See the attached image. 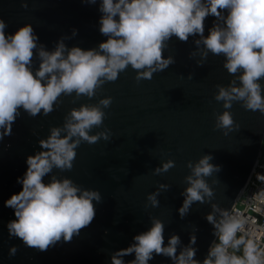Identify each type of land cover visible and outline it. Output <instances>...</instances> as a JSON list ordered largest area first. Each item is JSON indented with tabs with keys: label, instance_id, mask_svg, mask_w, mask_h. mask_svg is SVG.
<instances>
[{
	"label": "clouds",
	"instance_id": "obj_1",
	"mask_svg": "<svg viewBox=\"0 0 264 264\" xmlns=\"http://www.w3.org/2000/svg\"><path fill=\"white\" fill-rule=\"evenodd\" d=\"M82 2L94 5L97 0ZM21 7L27 9L26 0H21ZM99 11V31L107 39L88 50L69 48L65 43L71 39L68 36L60 37L53 50H46L44 44L38 43L31 24L6 34L8 25L0 18V141L12 134L21 109L34 118L53 112L54 106L63 103L62 96L74 93L72 103L83 96L91 99L105 83L115 82L128 66L136 71L137 83L151 80L154 73L176 62L172 55L164 56L172 37L185 43L189 37H199L193 40L195 49L189 53L190 59L199 57L197 66H203L210 53L224 57L223 68L232 79L227 85L215 86L218 91L214 99L222 102L225 109L214 112L215 130L225 136L239 130L229 111L234 102L264 115V0H101ZM209 16L215 20L206 36L205 20ZM76 34L73 29L72 36ZM34 61H39L38 67H34ZM111 104L112 97L108 96L96 104L70 109L63 125L50 127L47 138L38 141L42 150L27 157V170L22 179H17L22 190L4 202L16 217L7 223L10 238L21 239L25 247L46 251L62 238L71 241L81 229L90 226L96 215L93 201L101 202L100 192L70 178L58 177L54 169L71 171L76 149L82 143L110 141V129L90 133L103 125L104 109ZM212 159L211 154H205L195 162H187L189 174L183 181L187 186L181 192L184 199L178 209L183 219L195 203L211 207L205 219L213 226L216 239L203 261L195 259L194 226L187 245L177 234H172L165 245L164 222L149 215L151 227L135 235L129 247L112 253L111 264H125L123 257L132 254L135 258L127 264H149L154 255L167 257L172 264H264V243L248 227L249 218L234 212L233 206L229 210L212 202L215 189L207 178L221 170L219 165L210 163ZM173 167L175 161L168 159L152 173L161 175ZM255 175L257 181L264 183V175ZM219 182L213 179L211 184ZM170 187L158 184L155 191L147 194L145 208H158V197ZM255 198L264 203V188L258 190ZM17 252V246L10 247L9 257Z\"/></svg>",
	"mask_w": 264,
	"mask_h": 264
},
{
	"label": "water",
	"instance_id": "obj_2",
	"mask_svg": "<svg viewBox=\"0 0 264 264\" xmlns=\"http://www.w3.org/2000/svg\"><path fill=\"white\" fill-rule=\"evenodd\" d=\"M26 2L27 9L21 7V0H0V18L8 25L6 34L31 24L38 43L49 51L62 36L71 37L65 40L69 48L77 46L85 50L98 47L107 39L99 31L101 0L94 5L82 0ZM214 20L212 16L206 18V36ZM73 29L77 32L75 36ZM196 38L199 37H189L185 43L172 37L164 56L172 55L176 62L154 73L151 80L137 83L136 71L128 66L115 82L105 83L91 99L83 96L72 103L74 93L62 96L63 103L54 106L53 112L34 118L21 109L12 134L0 141V264H111L112 253L129 247L135 235L151 227L149 215L164 222L165 245L172 234L179 235L182 244L187 245L194 226L197 229L195 259L203 261L216 239L213 226L205 219L211 207L195 203L189 214L180 218L178 209L184 199L181 192L187 186L183 181L189 174L186 164L205 154L213 156L210 163L219 165L221 170L207 178L215 189L212 202L231 210L260 150L264 115L258 110H245L241 103L234 102L229 111L239 130L225 136L221 130L214 129V112L225 111L222 102L214 99L218 91L215 86L227 85L232 76L223 68L222 55L210 53L203 66H197L198 56L189 58ZM38 65L39 61H34V67ZM108 96L112 97V104L104 109V123L90 134L110 129V141L101 139L91 145L84 142L76 149L71 171L54 169L58 177L70 178L78 185L100 192L102 200L93 201L96 215L90 226L81 229L71 241L62 238L46 251L25 247L21 239L10 238L7 223L16 217L4 202L22 190L17 179H22L27 170V157L42 150L38 141L47 138L50 127L62 126L70 109L96 104ZM168 159L175 161V167L153 175L152 171ZM213 179L220 182L212 185ZM48 181L46 176L44 182ZM161 183L171 187L158 197L160 206L145 208L147 194ZM12 246H17L18 252L10 258ZM134 258V254L123 257L125 264ZM149 264H172V261L154 255Z\"/></svg>",
	"mask_w": 264,
	"mask_h": 264
},
{
	"label": "built area",
	"instance_id": "obj_3",
	"mask_svg": "<svg viewBox=\"0 0 264 264\" xmlns=\"http://www.w3.org/2000/svg\"><path fill=\"white\" fill-rule=\"evenodd\" d=\"M255 173L264 175V134L254 166L237 195L232 209L249 218L248 227L255 232L257 239L264 243V203L255 198L258 190L264 188V183L257 181ZM249 197L252 198L251 201Z\"/></svg>",
	"mask_w": 264,
	"mask_h": 264
}]
</instances>
